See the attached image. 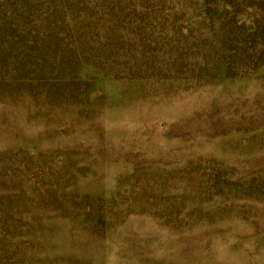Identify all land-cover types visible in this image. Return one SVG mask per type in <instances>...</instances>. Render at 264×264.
<instances>
[{
    "label": "rangeland",
    "instance_id": "rangeland-1",
    "mask_svg": "<svg viewBox=\"0 0 264 264\" xmlns=\"http://www.w3.org/2000/svg\"><path fill=\"white\" fill-rule=\"evenodd\" d=\"M0 264H264V0H0Z\"/></svg>",
    "mask_w": 264,
    "mask_h": 264
}]
</instances>
